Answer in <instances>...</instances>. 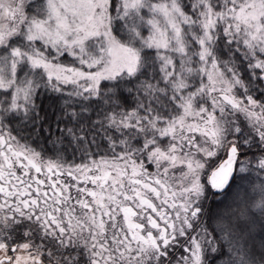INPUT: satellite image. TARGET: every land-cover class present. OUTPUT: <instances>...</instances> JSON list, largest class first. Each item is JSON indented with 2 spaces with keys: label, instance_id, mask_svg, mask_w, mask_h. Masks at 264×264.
<instances>
[{
  "label": "snow or ice",
  "instance_id": "1",
  "mask_svg": "<svg viewBox=\"0 0 264 264\" xmlns=\"http://www.w3.org/2000/svg\"><path fill=\"white\" fill-rule=\"evenodd\" d=\"M0 264H264V0H0Z\"/></svg>",
  "mask_w": 264,
  "mask_h": 264
}]
</instances>
